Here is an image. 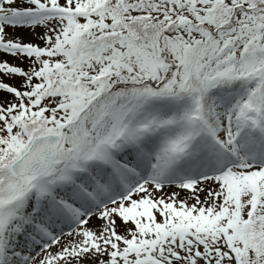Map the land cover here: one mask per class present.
Listing matches in <instances>:
<instances>
[{
    "label": "snow or ice",
    "instance_id": "obj_1",
    "mask_svg": "<svg viewBox=\"0 0 264 264\" xmlns=\"http://www.w3.org/2000/svg\"><path fill=\"white\" fill-rule=\"evenodd\" d=\"M0 264H264V0H0Z\"/></svg>",
    "mask_w": 264,
    "mask_h": 264
}]
</instances>
